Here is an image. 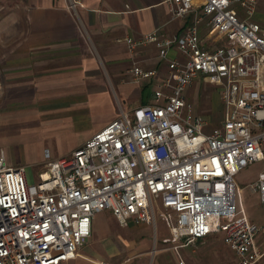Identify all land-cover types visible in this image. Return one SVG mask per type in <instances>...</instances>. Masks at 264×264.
Here are the masks:
<instances>
[{
	"label": "built area",
	"instance_id": "built-area-1",
	"mask_svg": "<svg viewBox=\"0 0 264 264\" xmlns=\"http://www.w3.org/2000/svg\"><path fill=\"white\" fill-rule=\"evenodd\" d=\"M258 2L164 0L170 21L190 17L187 27L168 37L157 28L124 39L132 55L153 46L165 67L131 64V82L152 86L151 104L122 113L68 157L44 150L33 184L0 151V264L66 263L90 238L95 215L108 211L120 226L129 218L155 225L160 209L173 242L220 233L236 264H264V228L246 217L235 182L264 160ZM197 79L217 87V122L187 101ZM247 187L264 205V171Z\"/></svg>",
	"mask_w": 264,
	"mask_h": 264
},
{
	"label": "crops",
	"instance_id": "crops-1",
	"mask_svg": "<svg viewBox=\"0 0 264 264\" xmlns=\"http://www.w3.org/2000/svg\"><path fill=\"white\" fill-rule=\"evenodd\" d=\"M5 4L21 8L22 24L20 31L8 33L12 38L7 45L0 46V151L11 168L24 167L12 156L15 135L31 133L53 141L59 132L82 134L66 152L50 153L54 159L68 157L122 113L151 104L152 86L131 82V64L161 72L165 67L153 46L140 47L132 55L124 39L138 40L157 28L168 37L190 23V17L170 21L164 0ZM37 168L32 181L25 172L28 183L37 182L44 169ZM162 215L160 209L155 225L129 218L120 226L110 212H101L92 220L90 238L75 258L62 264H205L207 256L214 257L211 264L237 263L221 256V247L230 248L220 233L190 244L173 242Z\"/></svg>",
	"mask_w": 264,
	"mask_h": 264
},
{
	"label": "rangeland",
	"instance_id": "rangeland-1",
	"mask_svg": "<svg viewBox=\"0 0 264 264\" xmlns=\"http://www.w3.org/2000/svg\"><path fill=\"white\" fill-rule=\"evenodd\" d=\"M15 2L17 0H0V46L7 45L12 36L8 33L15 30H21V8L10 7L5 2ZM72 3L73 0H67ZM254 19L258 22H264V0H259L257 13ZM205 33V30L202 34ZM8 39V40H7ZM12 47V46H11ZM216 86H212L206 82L197 79L188 89L186 93L187 101L194 107L195 111L202 115L207 122H217L220 118L221 103L219 99ZM82 137V134L76 132H59L55 135V140H42L31 133L25 135H15V144L12 148V156L15 161L23 165L25 172L30 178L34 180L37 172L40 170L37 167L43 166L44 160L42 158L45 149H48L53 157V153H64L71 145L77 142ZM54 150V151H53ZM54 159V158H53ZM264 171V160L249 165L246 169L240 171L235 176V182L240 188L238 192V200L240 201L245 214L251 222L257 226L264 228V205L259 203L258 196L252 193L247 187L248 184L254 182L258 175ZM109 214L104 211V215ZM218 236V234H213ZM221 256H225L227 260L234 261L236 256L226 247H221ZM213 256H207L203 262L211 264Z\"/></svg>",
	"mask_w": 264,
	"mask_h": 264
}]
</instances>
